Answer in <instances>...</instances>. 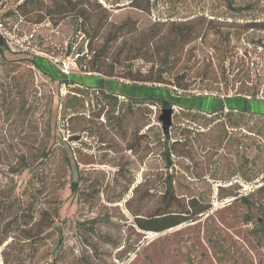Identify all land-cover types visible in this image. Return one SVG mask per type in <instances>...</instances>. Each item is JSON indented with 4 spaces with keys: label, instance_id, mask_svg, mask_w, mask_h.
Here are the masks:
<instances>
[{
    "label": "rangeland",
    "instance_id": "1",
    "mask_svg": "<svg viewBox=\"0 0 264 264\" xmlns=\"http://www.w3.org/2000/svg\"><path fill=\"white\" fill-rule=\"evenodd\" d=\"M96 1L110 22L136 26L127 36L131 47L154 20L203 15L215 23L168 67L165 78L178 80L180 89L83 71L89 41L103 40L90 25L98 26L103 11L83 24L89 33L75 34L81 20L73 14L56 23L54 16L24 15L16 9L23 0H0V199L14 200L15 212L29 202L37 208L35 219L39 210L58 206L44 247L6 246L9 238L0 247L6 254L0 253V264H74L82 252L92 255L88 264H264V188L258 190L264 187V29H237L264 22V0H154L149 12L129 6L130 0ZM229 1L243 9L231 10ZM149 66L136 58L124 68L135 73ZM146 94L173 103L168 156L159 120L165 106L125 97ZM192 96L207 98V112L182 105H197ZM235 96L247 101L228 105L253 112L224 107L209 113L212 99ZM166 173L182 200L194 197L210 207L195 221L161 232L140 229L127 200L133 208L153 209ZM245 195L248 203L240 198Z\"/></svg>",
    "mask_w": 264,
    "mask_h": 264
},
{
    "label": "trees",
    "instance_id": "2",
    "mask_svg": "<svg viewBox=\"0 0 264 264\" xmlns=\"http://www.w3.org/2000/svg\"><path fill=\"white\" fill-rule=\"evenodd\" d=\"M93 1L92 4L90 0H50L49 4H44L42 0H23V2L17 5L16 9H21L24 15L35 12L37 13V17H40V14H42L43 17L54 16L56 17V23L64 18V16L73 14L81 20L80 24H75L73 27L75 34L80 32L89 33V30L83 28V24H86L87 19L93 17L95 12L103 11L104 14L101 21L99 19L97 27L94 22L90 23L91 27H93L95 37L102 36L103 40L100 44L93 42V40L89 41L86 52L87 58L84 59L81 64L84 68L83 71L98 73L99 75L108 78L119 76L131 80L132 83H165L173 85L176 88L184 89L178 80L165 78L166 76L164 75L168 74L167 69L172 65L177 53L191 41L201 38L203 36V27H213L212 25L215 23L213 20L207 19L203 15L189 20H154L150 25L138 31L140 43L131 47L127 44V36L136 30V26L134 25L131 28H128L125 22H110L106 8L96 0ZM153 3L154 0H130L129 6L149 12ZM227 5L234 11H240L243 9L242 6H232L231 1H229ZM42 19L43 18H40L36 21H41ZM237 27V29H240L239 31L258 27L264 29V22H247L244 24H237ZM147 53H149L148 56H150V58L146 56ZM136 58L150 62V66L146 72L138 70L137 72L132 73L130 67L124 68L127 63ZM33 63L36 64L35 61ZM121 69H124V71ZM154 71H158L157 74H155ZM61 81L67 85L76 84V81L72 78H63ZM97 86L98 85H91L89 87L97 88ZM101 91L103 94L105 93V90L102 88ZM160 93L165 95L164 89L160 88ZM105 95L107 97L109 94L106 93ZM180 96L191 97L177 92H175L173 97ZM125 97L130 100L137 99L136 102L144 103L160 101L163 106H171V104H173L169 99L153 94L141 95L137 98L131 96ZM192 98L197 99V105H184L178 100H175V98H173V101L175 100V103H180L187 108L195 107L199 111H204L202 110L204 107L207 108L206 106L202 107V101L207 100L206 97L194 98L192 96ZM238 99L247 101L245 97H227L224 100V105V101L222 102L220 101L221 99L214 98L209 101L208 106L210 105L212 107V110H210L209 113H222L224 107L229 111H251L245 106L239 107L237 105L233 106L227 104L228 100ZM259 114H263V112H260ZM163 133L164 145L162 153L168 156L170 154V146L168 145L170 140L169 129L167 131L163 130ZM27 166V164H24L22 168ZM22 168H19L18 170L12 169L11 171L19 172ZM172 180L173 176H171L170 173H166L164 178L161 179L160 182L163 186V190L158 196L157 205L151 210H143L140 206L133 208L128 204L130 200H127V209L133 216L134 224L140 229L161 232L182 222L195 221L200 214L209 209V205L200 204V202L194 197L187 201L182 200L181 197L176 194ZM262 188L264 187H259L258 190ZM71 189L74 191L76 189V184H73ZM42 193V191L38 192L37 197ZM240 198L245 203H248L247 195L241 196ZM51 209L52 211L48 208L39 210L37 212L38 218L35 219L37 208L34 205L29 204V202L28 204L23 205L22 208L20 206L19 211L15 212L14 200H8V198L0 199V247L9 238L10 241L7 242L6 246L14 241H18L20 242V247H23V243H26L31 247H36V249L39 246L44 247L47 237L45 231L52 226L55 218L58 217V206L53 205ZM12 230H15L18 235L10 236L9 234ZM58 246L59 244H57V247ZM0 253L6 259L5 250H1ZM51 253V250H49L43 257L47 259ZM91 257L92 255L82 252L77 257L73 256L72 263L80 264L82 263L81 261H83V263L88 264ZM54 259L55 258L51 260V263L54 262Z\"/></svg>",
    "mask_w": 264,
    "mask_h": 264
},
{
    "label": "water",
    "instance_id": "3",
    "mask_svg": "<svg viewBox=\"0 0 264 264\" xmlns=\"http://www.w3.org/2000/svg\"><path fill=\"white\" fill-rule=\"evenodd\" d=\"M0 39V43H1ZM173 113L172 106H165L161 109V114L159 115V120L161 121V128L162 130L167 131L171 124V116Z\"/></svg>",
    "mask_w": 264,
    "mask_h": 264
}]
</instances>
